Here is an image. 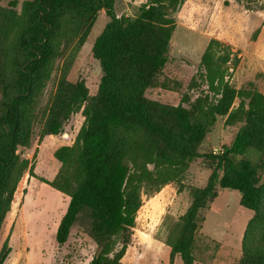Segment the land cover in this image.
Instances as JSON below:
<instances>
[{"label":"trees","instance_id":"16d2710c","mask_svg":"<svg viewBox=\"0 0 264 264\" xmlns=\"http://www.w3.org/2000/svg\"><path fill=\"white\" fill-rule=\"evenodd\" d=\"M186 1L148 0L134 18L117 16V0H27L21 10L17 1L0 3V233L28 173L69 198L56 234L59 247L80 225L96 245L91 264H123L143 195L173 185L178 193L188 189L191 205L165 239L170 264L177 257L196 264L206 213L221 191L232 190L254 214L238 264H264V92L252 83L240 89L229 83L228 66L237 68L240 58L213 39L201 60L210 94L192 109L147 97L161 86L176 15ZM103 11L108 23L92 48L102 77L90 96L84 80L69 77ZM55 76V91L49 93ZM77 113L84 122L74 143L54 153L60 163L55 179L39 178L21 150L33 148L37 129L40 139L64 134L65 123ZM220 118L237 128L236 137L222 154L205 156L202 147ZM250 150L258 159L248 158ZM203 157L212 173L205 186L188 188L190 168ZM12 252L7 239L0 264Z\"/></svg>","mask_w":264,"mask_h":264},{"label":"rangeland","instance_id":"374dc122","mask_svg":"<svg viewBox=\"0 0 264 264\" xmlns=\"http://www.w3.org/2000/svg\"><path fill=\"white\" fill-rule=\"evenodd\" d=\"M11 1H17L18 9L21 10L27 0H0V3L7 6ZM147 1L117 0L116 14L119 18H134ZM185 5L186 2L176 15L170 62L164 70L161 86L148 90L147 97L169 106L192 109L198 100L210 94L203 77L201 60L213 39L230 46L240 58L237 68H233L232 64L228 66L229 83L237 89L252 83L257 90L264 92V43L260 41L264 33L252 18L253 13H264V0H244L241 5L234 0H196L193 8ZM249 7L253 10H248ZM107 23L108 18L103 11L69 77L73 82L84 80L90 96L97 93L102 77L101 65L93 58L92 48ZM55 77L49 86V93L55 91L58 76ZM83 122L81 113L73 115L64 125V134L51 140L57 144L48 143L47 147L43 145L45 140L40 139L37 129L33 148L21 150V153L35 164L34 173L37 171L39 178H55L59 170V162L54 157L55 150L63 145H72ZM236 134L237 128L226 127L225 119L220 118L207 137L201 153L205 156L216 155L215 152H218L217 155L222 154L233 144ZM247 155L252 161L258 159L255 150L248 151ZM209 165L210 160L206 157L195 161L190 168L186 186H205L212 173ZM30 178L21 189L22 200L18 201L7 217L0 233V251L7 239L13 249L7 264H91L96 245L84 234L80 225L74 227L64 248L61 249L57 244L56 234L69 206V199L40 179ZM240 200L238 191L225 190L223 196L211 203L203 228L197 235L194 251L196 264H238L242 257L244 234L254 216L241 206ZM190 205L188 189L178 193L173 185L165 187L156 195H143L135 234L140 237L142 232H152L154 236L166 239L172 224ZM137 244L141 245L139 242ZM142 248L144 255L140 257L136 243L131 246L123 264H170L171 249L167 245L164 244L158 250L146 245ZM174 264H183L182 259L177 257Z\"/></svg>","mask_w":264,"mask_h":264},{"label":"crops","instance_id":"0c3cea01","mask_svg":"<svg viewBox=\"0 0 264 264\" xmlns=\"http://www.w3.org/2000/svg\"><path fill=\"white\" fill-rule=\"evenodd\" d=\"M195 2H196V0H187L186 1V5L185 6H188L189 8L191 7V8H193L194 6L193 5H195ZM228 2H231V0H228ZM197 6V5H196ZM197 8V7H196ZM252 18L253 19H255L257 22H256V24L258 25V26H260L262 29H263V33H264V13H261V12H258V13H253L252 14ZM260 41H263V43H264V35L263 36H261V38H260ZM264 54V53H263ZM55 137H58V136H47V137H45L44 138V143H43V145H45L46 147H47V145H48V143H49V145L50 144H57L56 143V141H51L53 138L55 139ZM63 146H70V145H63ZM46 147H43L42 146V148H46ZM62 147V146H61ZM59 149V148H58ZM58 149H56L55 150V152L58 150ZM57 168H60V163H59V165H57ZM59 171V170H58ZM58 173V172H57ZM38 177H40L39 176V173L36 171V173H35ZM27 174H25L24 175V177H23V179H22V181H21V183L19 184V187H18V190H17V192H16V194H15V198H14V201H13V204H12V210H11V212L8 214V217H9V215L13 212V209H14V207H16V205H18V201H21L22 200V197H21V189H22V187H23V184H24V182L26 181V180H28V178H29V175L28 176H26ZM56 177V176H55ZM35 177H31L30 179L32 180V179H34ZM55 179V178H54ZM54 179H52V180H48V181H53ZM47 180V179H46ZM223 194H224V191H221L220 192V195H219V197L220 196H223ZM24 199V198H23ZM69 199V198H68ZM66 213V212H65ZM135 231H137V229L135 230ZM142 234L143 235H141L140 237H139V235H134V240H133V243H132V245L131 246H133L135 243H136V247H137V250H138V254L140 255V257L141 256H143L144 254H142L143 253V250H144V248H142V246L143 245H146V247L147 246H151V247H153V248H155V249H160V248H162V247H164V244H165V239H163V238H160V237H156V236H154V234L151 232V233H148V232H142ZM140 243L141 245H139V244H137V243ZM166 245V244H165ZM130 246V247H131ZM65 247V246H64ZM64 247H60L61 249L62 248H64ZM129 251V250H128ZM127 254H128V252H127ZM127 256V255H126ZM126 258V257H125ZM124 258V259H125ZM123 259V260H124ZM9 261V260H8ZM8 261L6 262V264L8 263Z\"/></svg>","mask_w":264,"mask_h":264},{"label":"built area","instance_id":"2783aa9c","mask_svg":"<svg viewBox=\"0 0 264 264\" xmlns=\"http://www.w3.org/2000/svg\"><path fill=\"white\" fill-rule=\"evenodd\" d=\"M218 152H215V154H217Z\"/></svg>","mask_w":264,"mask_h":264}]
</instances>
